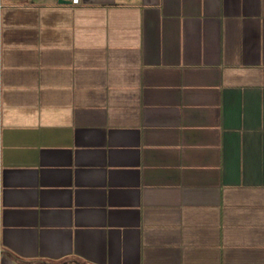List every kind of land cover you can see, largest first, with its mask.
I'll use <instances>...</instances> for the list:
<instances>
[{
  "label": "crops",
  "instance_id": "1",
  "mask_svg": "<svg viewBox=\"0 0 264 264\" xmlns=\"http://www.w3.org/2000/svg\"><path fill=\"white\" fill-rule=\"evenodd\" d=\"M0 264H264V0H0Z\"/></svg>",
  "mask_w": 264,
  "mask_h": 264
},
{
  "label": "built area",
  "instance_id": "2",
  "mask_svg": "<svg viewBox=\"0 0 264 264\" xmlns=\"http://www.w3.org/2000/svg\"><path fill=\"white\" fill-rule=\"evenodd\" d=\"M80 2V0H72V3H79Z\"/></svg>",
  "mask_w": 264,
  "mask_h": 264
}]
</instances>
